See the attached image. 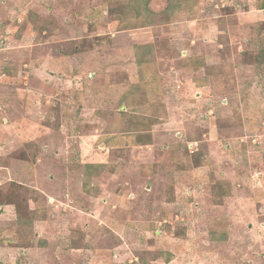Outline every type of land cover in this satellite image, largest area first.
Here are the masks:
<instances>
[{
	"label": "rangeland",
	"instance_id": "rangeland-1",
	"mask_svg": "<svg viewBox=\"0 0 264 264\" xmlns=\"http://www.w3.org/2000/svg\"><path fill=\"white\" fill-rule=\"evenodd\" d=\"M142 1L0 0V264H264V0Z\"/></svg>",
	"mask_w": 264,
	"mask_h": 264
},
{
	"label": "trees",
	"instance_id": "trees-1",
	"mask_svg": "<svg viewBox=\"0 0 264 264\" xmlns=\"http://www.w3.org/2000/svg\"><path fill=\"white\" fill-rule=\"evenodd\" d=\"M134 1V0H133ZM142 1V0H141ZM169 1V6H168V11H170L173 7V0H168ZM149 2V0H143L142 1V4L143 6L139 5L138 8H136V13L138 14V16H141V15H145L146 17H150L154 15L153 12H151L148 8H147V3ZM138 48V51L140 50H146V53L142 52L141 53V57H140V61H139V64L142 65L143 63H146L151 60H153V54L151 55L152 52V47L151 46H139L137 47ZM150 55L151 57L150 58H146V56ZM171 261V260H170Z\"/></svg>",
	"mask_w": 264,
	"mask_h": 264
}]
</instances>
